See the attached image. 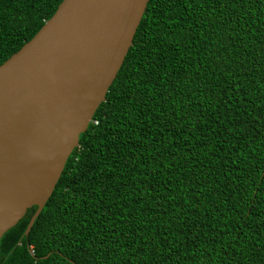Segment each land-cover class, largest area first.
Here are the masks:
<instances>
[{
  "label": "trees",
  "instance_id": "1",
  "mask_svg": "<svg viewBox=\"0 0 264 264\" xmlns=\"http://www.w3.org/2000/svg\"><path fill=\"white\" fill-rule=\"evenodd\" d=\"M61 1L0 0V64ZM34 210L0 264H264V0H148Z\"/></svg>",
  "mask_w": 264,
  "mask_h": 264
},
{
  "label": "water",
  "instance_id": "2",
  "mask_svg": "<svg viewBox=\"0 0 264 264\" xmlns=\"http://www.w3.org/2000/svg\"><path fill=\"white\" fill-rule=\"evenodd\" d=\"M147 2L62 0L0 64V238L34 206L29 232L104 101Z\"/></svg>",
  "mask_w": 264,
  "mask_h": 264
}]
</instances>
